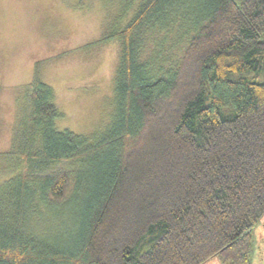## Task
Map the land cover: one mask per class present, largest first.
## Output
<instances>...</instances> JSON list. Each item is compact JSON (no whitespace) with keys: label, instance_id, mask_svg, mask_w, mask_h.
<instances>
[{"label":"trees","instance_id":"trees-1","mask_svg":"<svg viewBox=\"0 0 264 264\" xmlns=\"http://www.w3.org/2000/svg\"><path fill=\"white\" fill-rule=\"evenodd\" d=\"M180 22L174 50L144 56ZM117 35V110L98 137L57 128L38 72L25 85L0 152L17 167L0 183V264H253L264 0H144ZM45 217L62 233L39 231Z\"/></svg>","mask_w":264,"mask_h":264},{"label":"rangeland","instance_id":"rangeland-1","mask_svg":"<svg viewBox=\"0 0 264 264\" xmlns=\"http://www.w3.org/2000/svg\"><path fill=\"white\" fill-rule=\"evenodd\" d=\"M143 1L0 0V152L12 146L24 87L37 72L53 88L54 102L62 113L56 120L59 130L94 138L111 125L117 110L121 52L117 33ZM184 25H171L161 43L160 35L147 39L144 56L152 55L157 44L165 52L174 50ZM16 170V163L0 161V183ZM36 223L39 231L62 233L59 221L45 217ZM254 232L253 264H264V218ZM205 264L221 262L214 257Z\"/></svg>","mask_w":264,"mask_h":264}]
</instances>
